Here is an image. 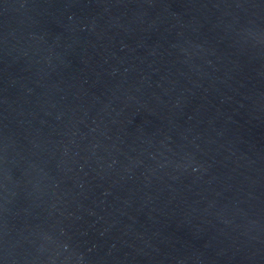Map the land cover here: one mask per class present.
Instances as JSON below:
<instances>
[{
  "label": "water",
  "instance_id": "95a60500",
  "mask_svg": "<svg viewBox=\"0 0 264 264\" xmlns=\"http://www.w3.org/2000/svg\"><path fill=\"white\" fill-rule=\"evenodd\" d=\"M0 264H264V0H0Z\"/></svg>",
  "mask_w": 264,
  "mask_h": 264
}]
</instances>
